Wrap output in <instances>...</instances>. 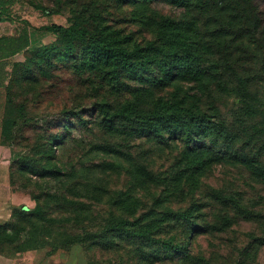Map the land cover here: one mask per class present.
<instances>
[{"label": "rangeland", "instance_id": "rangeland-1", "mask_svg": "<svg viewBox=\"0 0 264 264\" xmlns=\"http://www.w3.org/2000/svg\"><path fill=\"white\" fill-rule=\"evenodd\" d=\"M94 1L99 0H12L10 25H0V35L37 28L36 36L47 44L19 56L9 82L5 142L10 150V184L29 201L11 221L0 224V254L28 256L36 264H264V178L243 161L248 158L254 167H264V44H257L264 36L257 38L245 30L235 33L243 38L218 40L230 55L233 70L225 72L206 97L238 134L227 153L236 155L210 158L212 167L198 176L197 183L179 142L164 144L134 132L132 137L112 136L93 112L105 86L57 66L60 53L45 54V47L61 44L39 28L67 27ZM253 2L246 8L250 12L244 13L252 23L262 22L263 32L264 0ZM154 7L162 15L182 12L165 3ZM238 15L241 27L247 16ZM189 19L206 32L205 17L193 12ZM215 52L212 47L210 56ZM208 61L212 64L214 59ZM64 111H70L66 120L70 131L62 128L63 119L56 123L57 114ZM22 115L45 123L33 126L34 120L23 122ZM174 181H180L176 186L180 190L174 187L178 192L166 197V184ZM156 196H161L162 205L155 204ZM192 207L197 227L171 218L158 230L164 240L189 243L188 257L172 260L137 237L142 220L147 223L154 215L162 219L169 210ZM125 220L128 225L115 226Z\"/></svg>", "mask_w": 264, "mask_h": 264}, {"label": "trees", "instance_id": "trees-1", "mask_svg": "<svg viewBox=\"0 0 264 264\" xmlns=\"http://www.w3.org/2000/svg\"><path fill=\"white\" fill-rule=\"evenodd\" d=\"M99 1L91 3L83 16L74 15L67 27L52 24L42 31L52 34L61 44L44 48L45 54L60 53L57 66L71 69L94 85L105 86L106 91L99 94L100 101L93 110L102 118L104 129L112 136L123 133L132 137L134 132L139 138L154 139L164 144L179 142L197 183L198 176L212 167L210 158H235L236 154L227 153L232 150L230 147L238 134L206 96L212 94V87L221 83L225 72L233 70L232 64L229 66L230 55H226L218 40L232 35L243 38L235 33L245 30L257 38L264 36V31L260 32L262 22L257 19L252 23L249 14L244 13L250 12L246 8L251 5L250 1L254 5L253 0ZM159 3L182 12L179 16L162 15L154 7ZM214 8L216 12L212 13L210 9ZM193 12L206 18L203 26L206 32L190 21L189 15ZM236 12L247 16L241 27ZM257 44L262 46L264 41L259 40ZM46 45L34 44L31 48ZM212 47L219 56H210ZM210 58L214 59L212 64L208 61ZM96 89L101 91L97 86ZM69 113L64 111L56 116V123L60 119L65 121L62 122L65 131H70L71 125L66 121ZM77 116L79 122L83 121L82 111H78ZM28 118L27 115L19 117L26 123L34 120L33 126L45 123ZM65 135L61 140L65 141ZM55 139L58 141V136ZM228 142L230 144L226 146ZM243 161L247 168L264 178V167H254L248 158ZM179 184L180 181L166 184V197H174L180 190L176 187ZM193 186L196 190L197 184ZM154 200L156 205L163 204L161 196ZM222 201L228 202L226 199ZM195 209L169 210L165 218L158 219L154 215L147 223L142 220L137 237L150 241L152 248L164 251L167 257L172 256V260L188 257L189 243H178L172 238L164 240L158 230L171 218L197 227L193 215ZM224 220L229 221V218L224 217ZM122 224L128 225V221L115 226L121 227Z\"/></svg>", "mask_w": 264, "mask_h": 264}, {"label": "crops", "instance_id": "crops-1", "mask_svg": "<svg viewBox=\"0 0 264 264\" xmlns=\"http://www.w3.org/2000/svg\"><path fill=\"white\" fill-rule=\"evenodd\" d=\"M6 10L0 11V25H10L9 23V0H2ZM6 19V20H4ZM46 27V26H44ZM39 30L42 31V28ZM37 28L29 27L20 31V34L6 33L0 35V224H5L12 220L17 209L26 208L28 197L15 192L10 184L11 163L9 160L10 150L6 144L5 129L7 128V108H8V87L13 70V64L19 61V56L24 54L34 44H46L41 37H37ZM46 34L45 31H42ZM0 264H36V259H29L28 256L9 258L0 254Z\"/></svg>", "mask_w": 264, "mask_h": 264}]
</instances>
